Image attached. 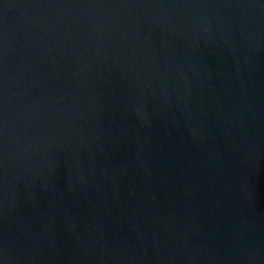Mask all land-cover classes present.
<instances>
[{"label":"water","instance_id":"water-1","mask_svg":"<svg viewBox=\"0 0 264 264\" xmlns=\"http://www.w3.org/2000/svg\"><path fill=\"white\" fill-rule=\"evenodd\" d=\"M0 264H264V0H0Z\"/></svg>","mask_w":264,"mask_h":264}]
</instances>
